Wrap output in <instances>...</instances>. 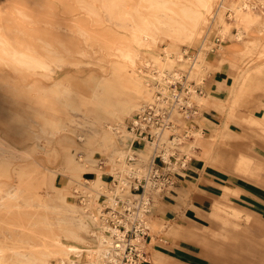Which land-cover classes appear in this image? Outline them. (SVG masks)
<instances>
[{
	"label": "bare ground",
	"instance_id": "1",
	"mask_svg": "<svg viewBox=\"0 0 264 264\" xmlns=\"http://www.w3.org/2000/svg\"><path fill=\"white\" fill-rule=\"evenodd\" d=\"M75 1L93 23L101 24L100 16L104 14L108 21L127 32L122 35L123 39L115 41V55L128 62L131 68L119 63L111 65L109 71L104 68V75L86 71L84 60L76 55L85 54L86 50L78 46L74 39L75 34L83 37L89 45L100 40L92 38V29L85 26V23L79 20L72 23L64 21L57 12V5L51 0H0V264H52L45 260L54 252L49 247L54 241L60 245L56 251L65 256L63 258L68 259L70 264L76 261V256L84 253L90 264H118V256L125 254L126 246V242L116 240L122 238L120 232L103 222L104 220L101 221L97 213L89 214L86 209L81 210L71 202L58 189V184L55 183L57 174L65 172L77 177L82 169L88 167L98 174L95 181L99 184L98 179L106 170L99 167L94 150L118 141L129 144L137 142L146 147L145 151L134 147L112 150L109 159L113 163L120 161L122 167L119 166L117 174L122 176L148 175L156 142L164 149L165 157L170 153L179 154L182 166L187 165L189 159L203 157L207 150L203 129L196 128L188 121L179 123V116L189 114L190 110L182 111V106L193 104L180 91L174 93L178 97L167 118L169 124L159 129L153 127L155 140L138 135L134 126H130L126 119L129 118L134 123L136 118L133 113L148 106L156 107L157 111L164 109L168 103L167 95H156L155 89L166 91V87L159 88L157 81L163 82L168 76H172L173 79H184L186 82L185 74L173 69L168 63L170 54L174 52L179 53V60L186 59L188 50L181 49L179 42L191 44L203 37L202 42L200 41L203 47L211 50L214 48V42L210 39L212 31L217 30L224 38L230 35L237 41L244 40L251 33L253 35L254 30L264 31V0H234L230 6V21L221 9L224 7L223 0ZM215 3L218 8L213 14ZM104 27L109 35L102 34L103 40L108 42V47H113L109 39L113 35L112 28ZM233 32L234 35H231ZM161 34L170 38V46L165 49L167 59L157 58L154 61L157 70L146 81L149 92L146 96L142 77L135 71L138 67V47L151 46ZM206 58V50H198L194 54L190 61L192 67L189 78L202 74ZM71 66H75L77 71L70 70ZM152 79L153 84L150 86ZM246 82L244 79L238 84L236 101L243 95ZM189 88L193 92L192 96L200 103L207 101L208 97L199 95L192 87ZM252 101L254 99L250 102ZM74 111L79 112L81 119L73 118ZM233 115L234 109L230 112V119ZM247 122L256 125V132L264 138V110L260 117L251 113ZM73 123L89 127L91 133L77 131L73 128ZM231 136L230 133V138ZM73 137H76L75 141ZM77 140L82 146L76 143ZM231 141L230 165L260 179L264 167L263 158L259 156L256 160L239 152L234 157ZM78 148L85 150V168L76 161ZM226 153L218 150L216 157L223 160ZM59 158L60 167L57 165ZM126 158L135 162L127 163ZM117 164L120 165L119 162ZM45 180L49 182L51 190H46L43 195L38 192L37 187L39 181ZM81 185L89 203H96L95 192L99 189L90 187L87 191L89 186ZM154 186L148 180L147 190ZM98 187L105 186L100 183ZM117 193L118 190L113 189L112 194L108 195V202L112 207L116 204ZM154 195L141 196L137 203L140 207L130 213L131 217L138 219L140 225L145 227L149 226V205ZM119 196L129 202H132V197H138L128 193ZM223 210V207L216 204L211 215L228 225L230 211L225 210L227 215L222 216ZM231 213L240 216L237 212ZM91 224L99 227L95 245L80 236V230L90 232ZM39 227L50 230H45L47 234L42 231L44 237L48 235L42 248H36L30 240L25 242L22 239L26 230L38 232ZM56 227L58 228L55 229ZM178 229L173 227L170 232H177ZM220 232H223L224 239L230 238L229 230L223 228ZM60 234L75 241L63 243L58 238ZM243 260L245 264H258L248 259Z\"/></svg>",
	"mask_w": 264,
	"mask_h": 264
},
{
	"label": "rangeland",
	"instance_id": "2",
	"mask_svg": "<svg viewBox=\"0 0 264 264\" xmlns=\"http://www.w3.org/2000/svg\"><path fill=\"white\" fill-rule=\"evenodd\" d=\"M51 1L57 5V12L64 18V21L72 23L74 20H79L85 23V26L90 30L92 29L90 34L93 36L92 38L100 40L89 45L85 43L83 37L75 34L74 39L78 46L86 50L85 54L76 53L77 57L84 60L83 66L86 71H95L98 75H104L106 73L104 68L108 70L111 65L119 63L126 68H131L128 62L115 55L117 53L115 41L121 40L122 35L127 34L124 29L108 21L104 14L100 16L99 22L101 24L93 23L88 15L82 11L83 9L79 8L78 2L75 0ZM233 1L223 0L224 7L221 8L224 16L229 21L230 6ZM217 8L218 4L215 3L213 14ZM104 26H111L112 28L113 35L111 34L112 36L109 39L113 47H108V42L103 40V35H109V32L104 30ZM259 26L260 24L257 25V27ZM93 31L95 34H93ZM97 32H99V35ZM253 32L254 36L251 33L244 40L237 41L230 35L224 38L217 30L212 31L210 39L214 42L213 49L203 47L202 37L191 42V44L189 42H179L181 49L188 50L185 58L189 60H179L180 56L177 52L170 54V58H168L170 67L185 74V77H187L186 82L184 79H173L172 76H168V79H165L166 81H157L159 88L166 87V91L157 88L155 94L159 96L167 95L166 100L168 103L165 108L173 105L175 98L172 94L175 91H180L179 93L186 99L190 98L193 103L192 106L185 104L183 110L181 109L182 111L190 109L189 114L180 115L179 120L181 122H178L183 124L188 121V123L194 124L196 128H202L207 150L206 153H203V157L189 159L185 166L177 165L182 159L179 154H176L173 157L174 168L176 165L175 170L169 162L172 174H175L174 183L167 190L154 195L149 205V226L146 227L145 234L138 232L133 235L132 243L134 245L131 248L130 246L127 247L126 255L118 256V264L125 262L129 264H245L243 259L264 264V167L261 170V178L257 179L230 165L231 140L234 157L239 152L250 155L256 160L260 156L264 161V138L259 135V132H256V125L247 122V117L251 113L260 117L264 110V31L254 30ZM231 35H234V32ZM169 39L167 35L161 34L151 46L138 47V67L134 69L136 74L142 77L146 96L149 93L146 81L147 79L150 80L152 72L156 73L157 70L154 61L157 58L167 59L165 49L170 46ZM89 41L92 43L91 39ZM198 50H206L207 52L202 74L200 73L199 77L189 78L188 75L192 67L190 61L194 54L198 53ZM144 60L149 61L145 62ZM69 69L77 71L75 66H71ZM62 74H64V70H62ZM244 79L247 82L243 95L236 101L237 86ZM149 84L152 86L153 79ZM189 87L197 90L199 95L208 97L207 101L200 103L197 98L192 96L193 92L189 90ZM253 99L254 101L250 102ZM232 109H234V115L230 119ZM139 112L140 110L135 111L133 116L136 118ZM73 118L81 119L79 112L74 111ZM126 120L130 126L133 125L129 118ZM73 124V128L77 131L91 133L89 127L82 124ZM73 140L75 141L76 137H73ZM76 143L82 146L80 141L77 140ZM126 147L146 150L144 144L137 142L129 144L122 141L94 150V155L99 160V167L107 172H103L101 178L98 179L99 184L105 186L102 188H99V184L95 181L98 178L95 170L85 168V150L78 148L75 158L79 166L85 169H82L80 176L77 177L65 172L58 173L55 180L58 189L67 195L71 202L78 205L81 210L86 209L89 214L97 213L100 220H104L103 222L108 224L104 218L106 217L105 208L110 206L108 195L112 194L113 189L118 190L116 194L118 196L123 193L131 195L128 192L129 183L134 181L135 177L142 178L138 175L126 174L122 176L120 173L117 174V171L122 167L120 161L115 163L110 161L109 157L113 149ZM58 149L60 150L59 145ZM151 150L152 147H150L149 156H151ZM218 150L223 153L227 152L224 154L223 160L216 157ZM126 161L127 163L135 162V160L129 158H126ZM118 162L120 165L117 164ZM160 163L162 164V161ZM164 163L163 161L165 167ZM87 164L91 167V164ZM57 165L60 167L61 158L58 159ZM122 177H125L124 180L121 179ZM8 182L11 183V180H8ZM81 184L89 186L88 189L86 188L87 191L90 190V187L99 189L97 193L95 192V196L97 195L96 203H89L88 196L83 191ZM48 185L49 182L46 180L44 182L39 181L38 192L44 195L46 190H51ZM216 204L224 208L221 211L222 216L227 215L225 210L230 211L228 215L230 224L225 225L211 215ZM231 212H237L240 216L237 217ZM83 216L87 215L84 213ZM173 227H178V231L170 232ZM223 228L230 231L229 239L223 238V232H220L223 231ZM40 230L38 232L26 230L22 239L25 242L30 240L36 248H42L45 245V239L48 238V235L44 237L42 231L50 230L42 227ZM89 230L90 232L80 230V236L91 245H95L99 227L91 224ZM47 231L44 233L47 234ZM58 238L63 243L73 242L74 240L62 234ZM49 247L54 249V252L47 256L48 260H45V262L70 264L68 259L63 258L65 256L56 251L60 247L58 242H52ZM203 249L204 252H202ZM75 260L73 264H90V260L85 253L76 256Z\"/></svg>",
	"mask_w": 264,
	"mask_h": 264
},
{
	"label": "built area",
	"instance_id": "3",
	"mask_svg": "<svg viewBox=\"0 0 264 264\" xmlns=\"http://www.w3.org/2000/svg\"><path fill=\"white\" fill-rule=\"evenodd\" d=\"M174 93H176V91ZM174 93L173 95L175 100H173V105L169 106L168 108L164 107V109L157 111L156 107L148 106L139 112L138 116L136 117V121L134 123L132 122L135 132L138 135L146 136L149 140L153 141L156 138L153 132V127H157L159 129L162 126L169 124L167 118L170 114L171 109L176 104V99L178 97ZM184 107L185 104L182 106V110ZM156 145L157 146L154 148L150 160V170L148 172L149 174L142 176V178L135 177L134 181H132L131 179L132 182L129 183L130 186L128 188V192L131 195H137L138 197H132V202H129L122 200L120 196H117L115 206H107L104 211V213H106V221L108 222V224L115 228L118 232H120L122 236L121 239H117L115 237L116 240H118L119 242H126L125 255L128 251L127 247L130 246L131 248V246L134 245L132 243L133 235L137 234L138 232L145 234V231L147 229L144 225H140L138 219L130 216V213L136 211L140 207V205H137L140 197L145 194L148 195L161 193L167 190L169 186L174 183L175 174H172L169 162L172 164V168L174 169L175 163H173V157H175L177 153H170L168 157H165L163 154L164 149L160 147L161 145H159V142H156ZM160 161H162V164L160 163ZM163 161L165 162V167L163 166ZM178 164L179 166H182V162H178L177 165ZM148 180L152 181L153 184H155V186L149 190H147L146 188Z\"/></svg>",
	"mask_w": 264,
	"mask_h": 264
}]
</instances>
